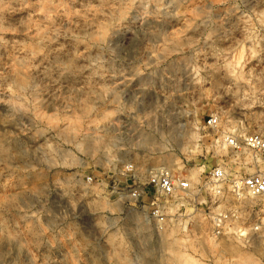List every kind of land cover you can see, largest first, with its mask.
Wrapping results in <instances>:
<instances>
[{
    "label": "rangeland",
    "instance_id": "rangeland-1",
    "mask_svg": "<svg viewBox=\"0 0 264 264\" xmlns=\"http://www.w3.org/2000/svg\"><path fill=\"white\" fill-rule=\"evenodd\" d=\"M226 130L264 132V0H0V264H264V202L151 216L152 169L237 170Z\"/></svg>",
    "mask_w": 264,
    "mask_h": 264
},
{
    "label": "built area",
    "instance_id": "built-area-1",
    "mask_svg": "<svg viewBox=\"0 0 264 264\" xmlns=\"http://www.w3.org/2000/svg\"><path fill=\"white\" fill-rule=\"evenodd\" d=\"M208 126L219 127V119L211 117ZM221 144L233 156L237 170L223 163L212 171L207 181H203L197 187L188 176L169 167H157L148 173L146 186L160 199L153 203L151 210V216L159 226L166 222V202L168 200L188 195L194 197L196 201L199 194L206 191H210L213 198L218 201L225 196H231L236 202L234 206L226 210L211 211V220L216 235L222 236L231 227L242 229L248 224L243 215V210H246L244 203L248 199L264 202V132L250 134L241 130H226L221 135ZM250 165L256 167L253 173L245 171ZM126 174L134 178V181L137 179L140 181L137 178L138 169L133 162L126 165ZM146 189L138 186L133 191V196L146 194ZM258 223V219L255 224L250 223L252 229L259 231L261 226Z\"/></svg>",
    "mask_w": 264,
    "mask_h": 264
}]
</instances>
